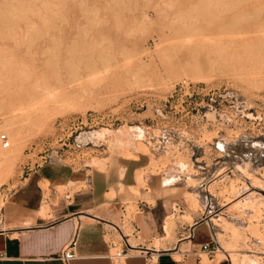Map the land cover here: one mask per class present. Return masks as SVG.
Here are the masks:
<instances>
[{
	"label": "rangeland",
	"instance_id": "1",
	"mask_svg": "<svg viewBox=\"0 0 264 264\" xmlns=\"http://www.w3.org/2000/svg\"><path fill=\"white\" fill-rule=\"evenodd\" d=\"M176 1L0 0V205L40 165L101 173L211 233L199 264H264V0Z\"/></svg>",
	"mask_w": 264,
	"mask_h": 264
},
{
	"label": "crops",
	"instance_id": "2",
	"mask_svg": "<svg viewBox=\"0 0 264 264\" xmlns=\"http://www.w3.org/2000/svg\"><path fill=\"white\" fill-rule=\"evenodd\" d=\"M102 176L50 165H40L28 174L0 205V264L200 263L201 245L211 242V233L205 237L204 229L197 236L201 225L177 221L167 235L169 201L149 194L148 188L139 189V195L120 190L123 182L107 183ZM129 202L134 207L129 223L136 244L119 231L124 204ZM189 242L194 243L192 249L185 247ZM113 249L120 255L113 254ZM63 250L73 252L74 257L62 259Z\"/></svg>",
	"mask_w": 264,
	"mask_h": 264
},
{
	"label": "bare ground",
	"instance_id": "3",
	"mask_svg": "<svg viewBox=\"0 0 264 264\" xmlns=\"http://www.w3.org/2000/svg\"><path fill=\"white\" fill-rule=\"evenodd\" d=\"M177 1H179V0H177ZM177 1H176V2H177ZM182 1H183V0H182ZM184 1H185V0H184ZM186 1H187V0H186ZM186 1H185V2H186ZM111 3H112V2H111ZM174 3H175V2H174ZM175 4H176V3H175ZM187 4H189L188 1H187ZM176 5H177V4H176ZM178 5H179V4H178ZM184 5H185V4H184ZM184 5H183V7H184ZM189 5H190V4H189ZM126 6H127V5H126ZM121 7H122V6H121ZM151 7H152V6H151ZM185 7H186V5H185ZM152 9H153V8H152ZM183 9H185V8H183ZM202 9H203V8H202ZM153 10H154V9H153ZM179 10H180V8H179ZM188 10H190V9H189V8H188V9L186 8V10H185L184 12L186 13ZM203 10H204V9H203ZM114 11H115V10H114ZM181 11H182V10H181ZM178 12H179V11H178ZM181 13H182V12H181ZM144 16H145V17H148V16H149V13L146 12ZM183 16H184V15H183ZM212 19H213V18H212ZM182 21H183V20H182ZM188 21H189V19H188ZM107 22H108V21H107ZM192 22H193V21H192ZM104 23H105V22H104ZM177 23H178V22H177ZM118 24H119V23H118ZM190 24H191V23H190ZM192 24H193V23H192ZM192 24L189 25V26H192ZM209 24H211V23H209ZM214 24H215V23H214ZM223 24H225V23H222V25H219V26H221V27H218V28H220V29H224V28H225V29H226V27L223 28V26H226V25H223ZM230 24H231L232 26L234 25V24H232V22H230ZM230 24H229V26H231ZM115 25H116V24H115ZM119 25H120V24H119ZM194 25H195V24H194ZM211 25H212V24H211ZM216 25H217V24H216ZM101 26H102V25H101ZM176 26L179 27L178 25H176ZM205 26H208V24H206ZM209 26H210V25H209ZM229 26L227 25L228 30H230V29H229ZM115 27H116V26H115ZM117 27H118V25H117ZM117 27H116V28H117ZM169 27H170V25H169ZM192 27H193V26H192ZM179 28H181V27H179ZM186 28H188V27H186ZM193 28H194V27H193ZM193 28H192V29H193ZM197 28L199 29L200 27H197ZM170 29L173 30V29H175V28L173 27V29H172V28H170ZM177 29H178V28H177ZM194 29L196 30V28H194ZM194 29L192 30V32L194 31ZM198 29L196 30V31H198L197 34H200L201 32H199ZM212 29H213V28H212ZM220 29H219V30H220ZM225 29H224V30H225ZM114 30L117 31L116 29H114ZM183 30H184V28H183ZM224 30H223V33L227 34L228 31H227V32H224ZM185 31L187 32V29H185ZM190 31H191V30H190ZM190 31L187 33V35L189 34L191 39L195 38V37L191 36V35H193V33H191ZM220 31H221V30H220ZM168 32H169V30H168ZM171 32H172V31H171ZM171 32H169V34H170ZM176 32H177V30H176ZM194 32H195V31H194ZM204 32H206V30H204ZM209 32H210V31H209ZM230 32H231V30H230ZM230 32H229V33H230ZM164 33H165V32H164ZM164 33H163L162 35L165 36ZM190 33H191V34H190ZM213 33H214V32H213ZM216 33H217V31H216ZM218 34H220V32H218ZM225 34H224V36H229V35H230V34H229V35H225ZM240 34H241V33H240ZM240 34H239V35H240ZM173 35H175L174 32H173ZM187 35H186V33H185L184 37H182V36H183L182 34H181V36L178 35L179 37H181V39H183V42H178L177 44H180L181 47H183V50H186V45L188 44L187 41H185V43H187V44L184 43V38H185ZM189 35H188V37H186V38H189ZM221 35H222V33L220 34V38L222 37ZM237 35H238V34H237ZM237 35H236V37H237ZM241 35H242V34H241ZM243 35H244V34H243ZM194 36L197 37V35H195V34H194ZM198 36H199V35H198ZM207 36H208V34L204 36V39H203V40H205V37H206V39H207V38H208ZM209 36H210V35H209ZM214 36H215V35H214ZM224 36H223V37H224ZM244 36H245V35H244ZM167 37H169V36L167 35V36H166V39H168ZM210 37H213V35H211ZM218 37H219V35H218ZM218 37L216 36V37H213L212 39H214V38L217 39ZM231 37L233 38V36H230L229 39H230ZM238 37H240V36H238ZM176 38H178V37H174L173 39H171V40L169 39V40H170V42L176 43V41L174 42V40H176ZM186 38H185V39H186ZM202 38H203V36H202ZM220 38H219V39H220ZM224 38H225V37H224ZM181 39H180L179 41H181ZM198 39H199V38H198ZM198 39L196 38V39H194V41H195V40H198ZM212 39H209V40L211 41V43H212ZM219 39L217 40L218 42H216V43H218V44L220 43L219 46H221V48H222V46H224L225 43L223 42V45H222V44H221L222 41L219 40ZM229 39L227 38L226 41H228ZM234 39H235V38H234ZM234 39H233L232 42H230V43L234 44V42H235V43L240 44V45H241V44H244V43H246V45H247V43H248V46H249V43L251 42L250 39H249L248 37L239 38L238 40H236V39L234 40ZM241 39H242V40H241ZM172 40H173V41H172ZM177 40H178V39H177ZM200 40H201V39H200ZM200 40H198V41H196V42L199 43ZM203 40H202V41H203ZM240 40H241V41H240ZM166 41H167V40H166ZM188 41L190 42V39H188ZM194 41H192V42H194ZM202 41H200V43H201ZM210 41H209V42H210ZM214 41H215V40H214ZM219 41H221V42H219ZM223 41H224V40H223ZM226 41H225V42H226ZM229 41H231V39H230ZM233 41H234V42H233ZM237 41H240V42H237ZM163 42H165V41H163ZM167 42H168V41H167ZM167 42H166V43H167ZM192 42H190V43H192ZM205 42H206V40H205L204 42H202V45H201V46H203V44H204ZM209 42L207 41L208 44H209ZM168 43H169V42H168ZM194 43H195V42H194ZM200 43H199V45H200ZM211 43H210V44H211ZM214 43H215V42H214ZM226 43H227V42H226ZM228 43H229V42H228ZM228 43H227V45H229ZM192 44H193V43H192ZM210 44H209V45H210ZM252 44H253V43H252ZM252 44L250 43L251 46H249V48L246 47V46L244 47V48H245V52H246V51H249V52L251 51L250 48L252 47ZM169 45H170V43H169ZM173 45H174V44H171L170 46H168V44H167V47H171V46H173ZM180 45H179V47H180ZM205 45H206V44H205ZM215 45H217V44H215ZM227 45L225 44V46H227ZM244 45H245V44H244ZM193 46H194V44H193ZM193 46H191V47H193ZM219 46H218V47H219ZM225 46H224V47H225ZM254 46H255V45H253V47H254ZM260 46H261V45H260ZM260 46H259V47H260ZM173 47H174V46H173ZM228 47H229V46H228ZM241 47H242V45H241ZM253 47H252V48H253ZM255 47H258V46H255ZM219 48H220V47H219ZM225 48H226V47H225ZM247 48H248L249 50H247ZM252 48H251V49H252ZM260 48H261V47H260ZM167 49H168V48H167ZM172 49H173V48L171 47V50H172ZM231 49H232V48H231ZM253 49H254V48H253ZM253 49H252L253 53H254V50H255V49H257V50L260 51L259 48H255L254 50H253ZM171 50H170V51L167 50L168 53L171 52ZM226 50H227V49H226ZM226 50H225V51H226ZM228 50H229V49H228ZM257 50H255V53L257 52ZM172 51H173V50H172ZM175 51H176V50L174 49V52H175ZM188 51H189V50H187V52H188ZM225 51H224V52H225ZM261 51H262V50H261ZM261 51H260V52H261ZM174 52H173V53H174ZM190 52H191V51H190ZM221 52H222V50H221ZM227 52H228V53H232V52H229V51H227ZM173 53H172V55H173ZM188 53H189V52H188ZM233 53H234V52H233ZM235 53H236V52H235ZM250 53H251V52H250ZM182 54H183V53H182ZM222 54H224V53L222 52ZM236 54H239V53H236ZM256 54H257V53H256ZM172 55H169V56L171 57ZM232 55H233V54H232ZM234 56H236V55L234 54ZM249 56H250V55H249ZM251 56H252V55H251ZM110 57H111V56H110ZM228 57H229V56H228ZM254 57L257 58V57H258V54H257V57H256L255 54H254V56H252V58H254ZM255 58H254V59H255ZM249 59H250V58H249ZM254 59H253V60H254ZM250 60H252V59H250ZM256 60H257V59H256ZM139 61H140V59H139ZM142 63H143V62H142ZM142 63L140 62V64H142ZM187 63H188V62H187ZM143 64H144V63H143ZM107 68H108V67H107ZM94 70H95V69H94ZM94 70H93V71H94ZM11 118H12V117H11ZM15 118H16V117H15ZM8 119H10V118H8ZM8 119H6L5 121H8ZM12 119L14 120V117H13ZM13 120H9V121H8L9 123H11V124H8L9 126L12 125ZM10 121H11V122H10ZM15 121H16V120H15ZM5 123H7V122H5ZM16 123H18V122L16 121ZM16 123H14V125H15ZM21 123H22V122H21ZM19 124H20V123H18V128L21 127V125H20V127H19ZM9 126H8V129L10 128ZM15 126H17V125H15ZM14 130H16V131H14L13 134L16 132L17 136H19V130H18V129H14ZM22 130H23V129H22ZM8 131H10V129H9ZM11 133H12V132H11ZM16 134H14L13 137H15ZM21 134H22V133H21ZM23 136H24V135H23ZM11 137H12V136H11ZM13 137H12V138H13ZM12 138H11V140H12ZM15 138H16V139H15ZM15 138H14V139L17 141V137H15ZM18 138H20V136H19ZM20 142H21V141H19V143H20ZM12 143L14 144V142H12ZM12 143H11V144H12ZM16 145H17V144H16ZM12 146H13V145H12ZM17 146H18V145H17ZM10 148H11V147H10ZM13 148H14V147H13ZM4 149H5V148H2V150H4ZM2 150H1V151H2ZM11 150H12V149H11ZM11 150H10V151H11ZM8 151H9V150H8ZM8 151H6V149H5V152H8ZM8 153H10V152H8ZM11 154H12V153H11ZM11 158H12V156H11ZM6 162H7V161H6ZM6 164H7V163H6ZM8 165H9V164H8ZM9 166H10V165H9ZM12 166H13V165H12ZM8 169H9V168H8ZM194 207H195V206H194ZM170 224H171V223H170ZM169 234H170V233H169ZM234 260H235V259H234Z\"/></svg>",
	"mask_w": 264,
	"mask_h": 264
},
{
	"label": "built area",
	"instance_id": "4",
	"mask_svg": "<svg viewBox=\"0 0 264 264\" xmlns=\"http://www.w3.org/2000/svg\"><path fill=\"white\" fill-rule=\"evenodd\" d=\"M0 146L2 148H7L9 146V138L6 133H0ZM201 252L206 253L209 257L213 256V253L215 252L214 247L210 245V243H203L201 245ZM116 256L120 255V252L115 253ZM60 257L64 260H69L74 257V253L70 252L68 250H63L60 253Z\"/></svg>",
	"mask_w": 264,
	"mask_h": 264
}]
</instances>
